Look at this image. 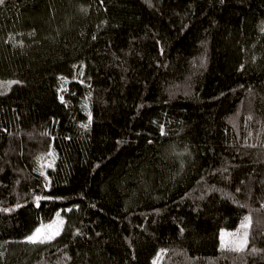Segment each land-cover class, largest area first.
Instances as JSON below:
<instances>
[{
    "label": "trees",
    "instance_id": "1",
    "mask_svg": "<svg viewBox=\"0 0 264 264\" xmlns=\"http://www.w3.org/2000/svg\"><path fill=\"white\" fill-rule=\"evenodd\" d=\"M262 29L264 0H4L0 264H264Z\"/></svg>",
    "mask_w": 264,
    "mask_h": 264
},
{
    "label": "snow or ice",
    "instance_id": "2",
    "mask_svg": "<svg viewBox=\"0 0 264 264\" xmlns=\"http://www.w3.org/2000/svg\"><path fill=\"white\" fill-rule=\"evenodd\" d=\"M221 2H223V0H221ZM4 0H0V4H3ZM264 30V29H262ZM95 38V37H94ZM19 83L18 81H8L6 83L4 82H0V88L3 87H11V85ZM61 102H63V97H60ZM84 107H87V105L85 104ZM248 119L250 120L251 117L249 116ZM91 121V116L89 114V122ZM82 128H87L88 125L87 124H82L81 125ZM44 135H47V133H43ZM164 129L163 126H161V135H164ZM249 135H251V133H249ZM250 146H254V145H250ZM54 154L52 152H48L47 156H53ZM39 161H43L44 157H39L38 158ZM54 163L53 161L48 162L47 166L51 167L52 164ZM43 167L44 164H41V170H40V174L43 176L44 172H43ZM237 191H239V189H237ZM35 200L37 202V205L39 204V201L41 200L40 196H36ZM21 205H17V207H20ZM243 206V205H241ZM262 208H264V205H261ZM14 209H0V211H13ZM71 209H68V211H70ZM63 224L64 221L61 217L60 212L56 213V219L53 220L52 222H50L47 225H41V227H38L35 229V231L32 232L31 235H28L25 237V240L23 242L28 243V244H32V245H37V244H45V243H49L52 240H54L58 235H60V232L63 228ZM252 225V218H251V214L249 215H245L243 217V219L241 220L240 223V228L237 229V231L235 233H228L227 235L234 237V239L228 241L227 243L224 241L223 237L225 235V233H221V250H228V251H235V252H242L244 251V249L246 248L247 244H248V237H249V229L251 228ZM77 235H79V232L76 233ZM253 252H256L257 249L253 248L252 249ZM166 253V250L161 249L159 253H157V257L153 260V264H157L158 260L160 259L161 255Z\"/></svg>",
    "mask_w": 264,
    "mask_h": 264
},
{
    "label": "rangeland",
    "instance_id": "3",
    "mask_svg": "<svg viewBox=\"0 0 264 264\" xmlns=\"http://www.w3.org/2000/svg\"><path fill=\"white\" fill-rule=\"evenodd\" d=\"M56 219V218H55ZM55 219H53V220H55ZM52 220V221H53ZM51 221V222H52ZM50 223V222H49ZM49 223H46V224H43V225H47V224H49ZM39 227H41V225L39 226ZM237 230L235 229V230H233V231H230V232H228V231H222L223 233H225V235H224V237H223V239H224V241L227 243L229 240H231L232 238H234V237H231V236H229V235H227L228 233H235ZM221 232V233H222Z\"/></svg>",
    "mask_w": 264,
    "mask_h": 264
}]
</instances>
